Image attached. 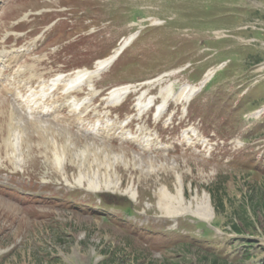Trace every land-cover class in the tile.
Returning a JSON list of instances; mask_svg holds the SVG:
<instances>
[{"label": "rangeland", "instance_id": "374dc122", "mask_svg": "<svg viewBox=\"0 0 264 264\" xmlns=\"http://www.w3.org/2000/svg\"><path fill=\"white\" fill-rule=\"evenodd\" d=\"M217 4L219 7L215 10L221 9L219 14L234 17L231 9H237L240 15L248 17L249 25L264 27V0H226L223 4L227 7L220 1ZM173 6L172 9H181L183 18L188 17L187 9H195V4L188 1H177ZM198 6L201 9L195 11L193 19L200 23L209 8L199 2ZM251 6L255 12L247 10ZM179 32L202 38L200 31L179 29ZM165 34L168 39L176 35L172 27L167 28ZM249 36L257 39L264 53V34L253 32ZM157 37H161L160 32ZM233 41L237 43L236 38ZM198 48L194 45V50ZM216 56L221 57V54ZM236 56L233 63L239 72L243 65L260 60H255L257 54L248 56L236 52ZM252 57L253 63H249ZM226 74L210 90L223 101L228 89L236 88L225 101L246 91L238 87L236 70H228ZM251 89L247 107L264 95L261 89ZM15 116H1L4 150L14 145L16 139V156L30 168L48 169L52 173H47V177L54 180L134 193L142 201L148 229L153 221H160L159 214H187L189 217L190 213H197L209 219V226L214 225L204 239L203 227L188 218L191 225L187 227L194 238L184 236L188 243L172 245L163 251V242L127 235L101 215L51 207L44 209V215L32 217L16 203L0 196V264H214L209 255L214 249L230 256L237 264H264V175L195 157H143L125 147L79 136L48 122L31 126L28 119ZM240 208L249 211L242 217L251 226L241 232L231 225V222H240L236 216ZM240 236L250 240L244 242ZM180 238L175 240L180 242ZM247 244L251 248L249 255H246Z\"/></svg>", "mask_w": 264, "mask_h": 264}, {"label": "trees", "instance_id": "16d2710c", "mask_svg": "<svg viewBox=\"0 0 264 264\" xmlns=\"http://www.w3.org/2000/svg\"><path fill=\"white\" fill-rule=\"evenodd\" d=\"M223 196L222 195H220V205H222L223 206ZM244 213H249V211L248 210H246V209H243V208H240V210H238L237 211V214H236V216L238 215V217L240 218V222L238 223V222H231V225H232V227L235 229V230H237V231H239V232H241V231H244L246 228H251V226L249 225V224H247V223H245V221L243 220L244 218L242 217V215H244ZM249 216V215H248ZM209 254V253H208ZM209 255H211L212 256V258H210V260H211V262H213L214 264H231V263H229V262H227V261H225V260H222V259H220V258H218V257H216L215 255H213V254H209ZM207 259H209L208 257H207Z\"/></svg>", "mask_w": 264, "mask_h": 264}, {"label": "bare ground", "instance_id": "6f19581e", "mask_svg": "<svg viewBox=\"0 0 264 264\" xmlns=\"http://www.w3.org/2000/svg\"><path fill=\"white\" fill-rule=\"evenodd\" d=\"M2 116V115H1ZM4 116V115H3ZM42 126V125H41Z\"/></svg>", "mask_w": 264, "mask_h": 264}]
</instances>
